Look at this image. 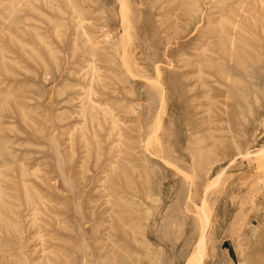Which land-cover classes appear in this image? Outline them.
<instances>
[{
    "label": "rangeland",
    "instance_id": "374dc122",
    "mask_svg": "<svg viewBox=\"0 0 264 264\" xmlns=\"http://www.w3.org/2000/svg\"><path fill=\"white\" fill-rule=\"evenodd\" d=\"M0 264H264V0H0Z\"/></svg>",
    "mask_w": 264,
    "mask_h": 264
},
{
    "label": "water",
    "instance_id": "95a60500",
    "mask_svg": "<svg viewBox=\"0 0 264 264\" xmlns=\"http://www.w3.org/2000/svg\"><path fill=\"white\" fill-rule=\"evenodd\" d=\"M229 248V246H227Z\"/></svg>",
    "mask_w": 264,
    "mask_h": 264
}]
</instances>
